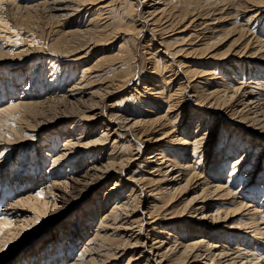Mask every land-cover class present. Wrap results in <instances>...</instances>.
Listing matches in <instances>:
<instances>
[{
    "label": "bare ground",
    "instance_id": "bare-ground-1",
    "mask_svg": "<svg viewBox=\"0 0 264 264\" xmlns=\"http://www.w3.org/2000/svg\"><path fill=\"white\" fill-rule=\"evenodd\" d=\"M0 264H264V0H0Z\"/></svg>",
    "mask_w": 264,
    "mask_h": 264
},
{
    "label": "rangeland",
    "instance_id": "rangeland-1",
    "mask_svg": "<svg viewBox=\"0 0 264 264\" xmlns=\"http://www.w3.org/2000/svg\"><path fill=\"white\" fill-rule=\"evenodd\" d=\"M56 104V105H55ZM55 104H51L50 106H49V111H51L52 109H54V108H56V107H61V105H58V103H55ZM4 237H6V236H3V238ZM3 238H1V240L3 239ZM15 241V240H14ZM43 241H46V238L45 239H43ZM22 242H18L17 241V243L16 244H14L11 248H12V250L15 248V247H17V246H19L20 244H21ZM40 243H42V242H40ZM4 244V243H3ZM6 244V243H5ZM10 243L9 242H7V245H9ZM35 246L36 245H34L33 247L31 246V248L30 249H28L27 251H23L20 255H19V257H21V256H27V255H29L30 253L28 252L29 250L30 251H32V249H34L35 248Z\"/></svg>",
    "mask_w": 264,
    "mask_h": 264
}]
</instances>
